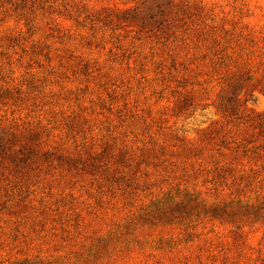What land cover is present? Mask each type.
Returning <instances> with one entry per match:
<instances>
[{
  "label": "rangeland",
  "instance_id": "374dc122",
  "mask_svg": "<svg viewBox=\"0 0 264 264\" xmlns=\"http://www.w3.org/2000/svg\"><path fill=\"white\" fill-rule=\"evenodd\" d=\"M0 264H264V0H0Z\"/></svg>",
  "mask_w": 264,
  "mask_h": 264
}]
</instances>
